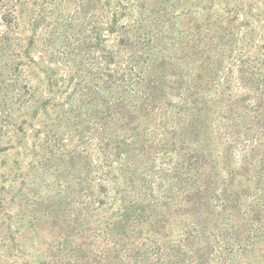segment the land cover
Listing matches in <instances>:
<instances>
[{"label":"trees","instance_id":"trees-1","mask_svg":"<svg viewBox=\"0 0 264 264\" xmlns=\"http://www.w3.org/2000/svg\"><path fill=\"white\" fill-rule=\"evenodd\" d=\"M0 264H264V4L0 0Z\"/></svg>","mask_w":264,"mask_h":264},{"label":"rangeland","instance_id":"rangeland-1","mask_svg":"<svg viewBox=\"0 0 264 264\" xmlns=\"http://www.w3.org/2000/svg\"><path fill=\"white\" fill-rule=\"evenodd\" d=\"M253 2L257 5V6H262L264 4V0H253ZM3 147V143L0 142V148ZM13 155L12 151H4V152H0V160L2 159H6L7 157L11 158Z\"/></svg>","mask_w":264,"mask_h":264}]
</instances>
